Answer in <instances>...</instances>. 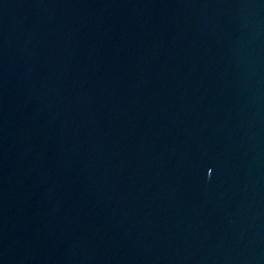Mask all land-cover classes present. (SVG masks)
<instances>
[{"label":"water","instance_id":"water-1","mask_svg":"<svg viewBox=\"0 0 264 264\" xmlns=\"http://www.w3.org/2000/svg\"><path fill=\"white\" fill-rule=\"evenodd\" d=\"M0 264H264V0H12Z\"/></svg>","mask_w":264,"mask_h":264}]
</instances>
